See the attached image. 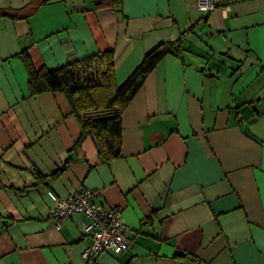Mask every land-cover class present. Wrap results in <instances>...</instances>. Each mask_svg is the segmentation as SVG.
Here are the masks:
<instances>
[{"label":"crops","instance_id":"crops-1","mask_svg":"<svg viewBox=\"0 0 264 264\" xmlns=\"http://www.w3.org/2000/svg\"><path fill=\"white\" fill-rule=\"evenodd\" d=\"M97 1L0 16V264H264V0H210L209 12L198 0ZM179 38L182 56L164 57L123 110L110 161L80 140L64 91L30 95L20 57L55 70L112 50L121 85ZM81 189L122 210L129 251L89 262L84 216L54 227L55 202Z\"/></svg>","mask_w":264,"mask_h":264},{"label":"trees","instance_id":"trees-1","mask_svg":"<svg viewBox=\"0 0 264 264\" xmlns=\"http://www.w3.org/2000/svg\"><path fill=\"white\" fill-rule=\"evenodd\" d=\"M45 2L34 0L31 6L23 9L2 10L0 16L25 20ZM119 4L120 0H98L95 10L115 11ZM183 51L182 38L157 45L145 54L139 66L121 85L116 80L115 55L112 50L55 70L36 69L26 50L20 57L28 71L30 95L64 91L72 113L80 121V140L91 137L99 155L105 161H110L121 155L123 110L164 57H181Z\"/></svg>","mask_w":264,"mask_h":264},{"label":"built area","instance_id":"built-area-1","mask_svg":"<svg viewBox=\"0 0 264 264\" xmlns=\"http://www.w3.org/2000/svg\"><path fill=\"white\" fill-rule=\"evenodd\" d=\"M202 12L213 10L210 0H198ZM99 189H81L73 191L67 197L58 199L48 214V219L56 229L74 215L84 216L81 229L91 241L82 252L86 261H94L103 252L120 254L129 251L133 245L130 227L122 217V210L110 208L100 202Z\"/></svg>","mask_w":264,"mask_h":264}]
</instances>
